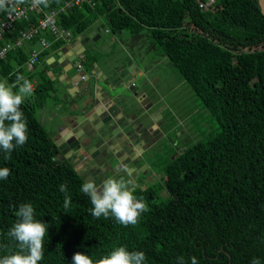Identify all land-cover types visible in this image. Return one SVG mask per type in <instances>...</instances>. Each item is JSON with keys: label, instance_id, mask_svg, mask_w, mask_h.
Instances as JSON below:
<instances>
[{"label": "trees", "instance_id": "1", "mask_svg": "<svg viewBox=\"0 0 264 264\" xmlns=\"http://www.w3.org/2000/svg\"><path fill=\"white\" fill-rule=\"evenodd\" d=\"M92 1L95 5L62 11L57 21L74 36L100 17L113 32L127 29L148 36L218 126L206 132V125L179 156L167 158L161 185L147 182L135 188L149 209L137 224L96 218L90 198L80 191L86 178L68 158H59V147L37 116L53 99L54 81L39 71V62L32 72L26 70L32 50H9L0 57V80L14 83L18 72L30 81L37 77V84L21 105L27 142L15 147L8 160L0 149V167L10 169L9 177L0 180V258L18 250L7 233L19 219V206L30 203L35 218L49 225L39 264H72L77 252L95 260L121 245L143 251L145 264H177L181 256L186 264L192 256L199 264H251L254 257L264 264V14L258 0H215L208 9L198 0ZM65 2L50 0L43 7L57 9ZM7 14L0 11V23ZM40 15L36 11L29 20H18L16 30L0 40V48L36 25ZM43 36L51 46L42 48L40 60L65 43L50 32ZM32 43L38 46L39 40ZM94 59L88 49L83 66ZM61 184L71 197L67 208ZM161 187L168 194L162 199Z\"/></svg>", "mask_w": 264, "mask_h": 264}, {"label": "crops", "instance_id": "2", "mask_svg": "<svg viewBox=\"0 0 264 264\" xmlns=\"http://www.w3.org/2000/svg\"><path fill=\"white\" fill-rule=\"evenodd\" d=\"M99 25L98 28L92 26L86 32L74 36L61 48L43 56L39 62V71L44 70L54 81V90L51 92L53 100H56L51 106L46 104L47 106L40 109L42 113L40 120L59 147L61 152L59 158L66 157L70 161L74 159L71 163L77 164L75 168L78 171L92 173L93 180L97 184L102 182L97 180L98 176L101 174H103L102 177L112 176V172L116 173L114 175H120L123 172L121 171L123 166L132 170L134 176L151 171L153 160L149 159L151 153L149 150L155 144H160L161 139L167 136L169 130L165 111L171 108L163 93H155L154 97H150L149 94L147 83L150 81L154 87L155 80L148 77L143 59L137 55V51L142 53V51L154 49L155 45L150 42L148 36L130 32L131 37L125 39L121 34L122 31L115 33V36L102 39L100 35L104 30ZM98 38L105 43L102 44L103 47L98 45ZM36 44L38 46L25 41L22 48L31 51L32 48L37 47L36 50L40 52L42 47L39 43ZM90 44H94L89 47V50L95 54V59L88 68L83 66L82 70H78L74 64L80 61L79 55L85 57ZM117 50L118 52L115 53ZM75 55H77L76 58ZM25 68L28 72L35 70V68L30 69L27 63ZM100 71L106 75L107 79L111 78V74L120 72L119 80L127 83L128 88L132 90L131 97L141 103L142 109L139 113H132L127 105L118 102L106 115L103 110L108 109L109 105L107 106L108 99L105 98L91 101L85 106L87 108L85 117H77L81 107L80 101L85 96L83 94L87 95L94 84L103 85L98 80L102 78L98 76ZM89 73L91 78L88 81L84 80ZM78 74L82 75V79L76 82ZM31 82L35 88L37 77ZM100 92L104 93L100 88L96 89V93ZM94 106L95 110H93ZM186 116L187 113L184 114V118ZM182 119L180 124L175 126L179 136H182L181 131L184 129L181 127L184 126ZM108 122L113 124L110 125ZM152 175L154 174L151 173L150 176Z\"/></svg>", "mask_w": 264, "mask_h": 264}, {"label": "clouds", "instance_id": "3", "mask_svg": "<svg viewBox=\"0 0 264 264\" xmlns=\"http://www.w3.org/2000/svg\"><path fill=\"white\" fill-rule=\"evenodd\" d=\"M26 0H0V11L7 12L11 18L17 12L19 5ZM33 7L49 6V0H31ZM83 65V64H82ZM15 82L0 80V149L4 152V159L11 157V152L17 146L24 145L28 140V124L21 105L34 92L33 83L18 72ZM121 171L125 176H109L97 184L95 180H86L80 191L90 198L92 216L105 219L114 217L124 226L138 223L141 214L148 211V205L142 198L135 195L136 184L131 179L133 173L127 166ZM10 175L8 167H0V180H6ZM60 191L65 194L64 206L71 202L67 185L61 184ZM34 207L30 203H23L16 211L19 218L7 233L8 237L17 243V251L0 258V264H39L44 258L45 236L48 235L49 225L36 219ZM5 247H7L5 245ZM146 255L143 251H130L126 246H118L99 259L91 255L77 252L72 258V264H145ZM177 264H186L183 256L177 258ZM191 264H199L196 256L191 257ZM251 264H261L259 258L254 257Z\"/></svg>", "mask_w": 264, "mask_h": 264}, {"label": "rangeland", "instance_id": "4", "mask_svg": "<svg viewBox=\"0 0 264 264\" xmlns=\"http://www.w3.org/2000/svg\"><path fill=\"white\" fill-rule=\"evenodd\" d=\"M103 17H100L93 25L94 28H98V25L102 27L104 31L100 35L102 39H106L108 37L115 36V33L112 32L111 29L107 26ZM125 39H129L131 37L130 32L126 29L123 30L121 33ZM99 36V38H100ZM99 38L97 40L98 45L104 43L102 39ZM101 43V44H99ZM105 44V43H104ZM94 46V44L88 45L89 47ZM103 47V46H102ZM117 46L115 47V49ZM119 49V48H118ZM107 52V51H106ZM118 50L115 52L117 53ZM135 52V51H134ZM134 52H132L134 54ZM93 55H95L93 53ZM137 55L139 58L143 59V64L147 69V75L149 78L154 79V87L148 81L147 86L149 88L150 97H154L155 93L158 92L163 93L165 95L166 101H168L170 110L165 111V120L167 121V136L161 139L160 144H155L152 148H150V158L153 160V166H151V173L154 175L151 177L146 178L143 172L142 175H132L131 179L135 182L136 186L141 187L148 182V186H155L156 184L161 185V176H162V166L163 164L168 161L167 158L170 156L171 149L174 147L181 148L180 151L183 149L184 142L191 141L197 139L201 135V131L205 129L207 125L206 132H210L217 128L218 124L212 122L209 119V115L206 113L207 111L203 108L201 100L197 98L192 87L188 84V82L182 77L179 71L176 69L174 64L170 61V59L163 53L162 49L158 46H154V49L149 51H142V53H138ZM147 55V57H145ZM145 57V58H144ZM53 104V99L51 98L47 105L51 106ZM45 105V106H47ZM41 109V108H40ZM37 110V116L39 119H42L41 110ZM187 113V116L184 118V114ZM182 117L184 119H182ZM180 119H182L183 125L181 126L182 136H179L177 129L175 126L180 124ZM45 121V120H43ZM48 127V124H47ZM172 129V130H171ZM49 130L51 128L49 127ZM176 148V150L178 149ZM157 154H161L158 159H154V156ZM74 160V159H73ZM71 160V162L73 161ZM157 160V161H156ZM77 164H74L76 167ZM92 167V165H91ZM89 167V168H91ZM160 171V172H159ZM81 174L84 175L86 180L94 179V176L90 172H82L79 171ZM115 172H112V176H125L127 179V175L124 172H121L120 175H114ZM103 174L98 176L97 180H104L109 176L102 177ZM100 184V183H99ZM160 197L165 198L168 194L166 190L161 187L160 190Z\"/></svg>", "mask_w": 264, "mask_h": 264}, {"label": "built area", "instance_id": "5", "mask_svg": "<svg viewBox=\"0 0 264 264\" xmlns=\"http://www.w3.org/2000/svg\"><path fill=\"white\" fill-rule=\"evenodd\" d=\"M50 1V0H49ZM200 6L203 9H208L215 0H198ZM88 3L93 5L92 0H66V2L57 9L46 10L43 5L33 7L31 0H26V3L19 5L17 12L13 13L11 18L7 14L6 19L0 23V40L6 37V34H11L16 29V22L29 20L33 12L38 11L41 15L36 25H29L26 29L21 30L20 35L13 40L7 41L4 46L0 48V57H4L6 53L11 49H17L22 47L25 41L33 42L35 38L39 40V44L42 48H48L51 46L49 41L43 32H50L53 34L55 40L62 39L65 43H68L73 37V33L70 29L65 28L57 21V16L62 11L72 10L76 6ZM32 53L27 60V66L33 69L35 65L40 62L39 51L32 48ZM83 56L79 55L80 63L78 64V70L83 69L82 61Z\"/></svg>", "mask_w": 264, "mask_h": 264}, {"label": "water", "instance_id": "6", "mask_svg": "<svg viewBox=\"0 0 264 264\" xmlns=\"http://www.w3.org/2000/svg\"><path fill=\"white\" fill-rule=\"evenodd\" d=\"M260 8L262 13L264 14V0H258ZM77 57V55H75V58ZM80 63V61L76 62L74 64L75 67L78 68V64ZM119 71L115 72L114 74H111V78L107 79L106 75L103 74L100 71V74L98 76H102V78H98L99 83L102 82V84H94V87L92 89L89 90L88 94H83L85 96H83V98L81 99V104H80V112L77 114V117L80 118L81 116L85 117L86 114V109L85 106L87 104H90L91 101L93 100H103L105 98L108 99V104L107 106L109 107L108 109L103 110V112L106 113V115L108 114L109 110L114 106V104L118 103V102H122L125 105H127V107L132 111V113L137 114L141 111V103L134 99V97H131L132 95H130V93L132 94V90H130L128 88V85L126 82L120 81L119 79H121L119 77ZM104 76V77H103ZM91 78V74H87L86 77L84 78V80H89ZM75 79V78H74ZM75 80L76 82L80 79H82V75L78 74L76 76ZM100 88L101 90L104 91V93L100 92V93H96V89ZM90 98V99H87ZM95 107V106H94ZM95 108H93V110H95ZM110 125L113 124V122H108ZM87 124V122L85 123V125Z\"/></svg>", "mask_w": 264, "mask_h": 264}, {"label": "flooded vegetation", "instance_id": "7", "mask_svg": "<svg viewBox=\"0 0 264 264\" xmlns=\"http://www.w3.org/2000/svg\"><path fill=\"white\" fill-rule=\"evenodd\" d=\"M187 143H188V141L184 142V146L185 147H183V149L181 151H180L181 148H178V147L172 148L171 149V153H170V158H175V157L179 156L186 149ZM176 148H178V149L176 150ZM157 156L159 157L160 154H157L155 156V159H158Z\"/></svg>", "mask_w": 264, "mask_h": 264}, {"label": "bare ground", "instance_id": "8", "mask_svg": "<svg viewBox=\"0 0 264 264\" xmlns=\"http://www.w3.org/2000/svg\"><path fill=\"white\" fill-rule=\"evenodd\" d=\"M62 1H64V0H62ZM54 2V1H53ZM52 2V3H53ZM56 2H57V0H56ZM95 5V4H94ZM211 7V6H210ZM74 12V11H73ZM104 13V12H103ZM6 14V13H5ZM2 18V17H1ZM83 20V19H82ZM29 25V24H28ZM18 26H19V24H18ZM21 29V28H20ZM16 30V29H15ZM15 36V35H14ZM14 38V37H13ZM14 40V39H13ZM65 42V41H64ZM80 42V41H79ZM44 50V49H43ZM93 50V49H92ZM97 50V49H96ZM103 51V50H102ZM32 52V51H31ZM101 52V51H100ZM31 56V55H30ZM42 56V55H41ZM45 68V67H44ZM77 68V67H76ZM86 68H88V67H86ZM94 79V78H93ZM52 86V85H51ZM83 87V86H82ZM89 91V90H88ZM48 92V91H47ZM76 100V99H75ZM54 101V100H53ZM56 101V100H55ZM54 101V102H55ZM38 102V101H37ZM24 105V104H23ZM72 105V104H71ZM89 107V106H88ZM39 108V107H38ZM75 110V109H74ZM31 113V112H30ZM80 113V112H79ZM27 116V115H26ZM72 120V119H71ZM74 124V123H73ZM50 140V139H49ZM53 140V139H52ZM28 147V146H27ZM30 148V147H29ZM86 151V150H85ZM104 158V157H103ZM160 172V171H159ZM146 175V174H145ZM223 246H225V245H223ZM221 247V246H220Z\"/></svg>", "mask_w": 264, "mask_h": 264}]
</instances>
